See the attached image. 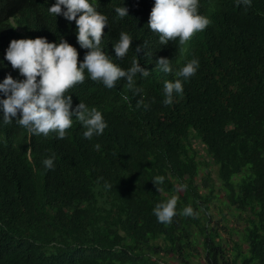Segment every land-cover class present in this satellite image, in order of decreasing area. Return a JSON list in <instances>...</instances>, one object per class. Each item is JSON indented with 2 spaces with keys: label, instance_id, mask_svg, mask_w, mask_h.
<instances>
[{
  "label": "trees",
  "instance_id": "trees-1",
  "mask_svg": "<svg viewBox=\"0 0 264 264\" xmlns=\"http://www.w3.org/2000/svg\"><path fill=\"white\" fill-rule=\"evenodd\" d=\"M90 2L108 18L101 47L110 59L125 70L136 59L150 75L136 77L139 94L125 80L107 89L87 74L69 89L73 107H94L107 123L90 140L74 116L63 140L32 135L15 121L4 125L0 117V264H187L192 257H203L201 264H264V0H199L198 13L210 24L183 45H161L149 30L154 0ZM54 3L0 0V82L8 74L23 79L4 59L13 39H64L77 49L78 64L83 60L75 21L49 14ZM117 6L128 16L119 18ZM121 32L133 41L118 60L112 44ZM160 57L170 59L173 73L199 61L170 106L163 104V83L174 75L156 67ZM198 145L217 168L222 197L213 183L207 193L197 184L204 163ZM49 157L55 166L45 170ZM157 176L162 184L152 182ZM173 196L177 214L170 224L157 222L153 208ZM215 198H224L241 227L231 218L228 226L220 210L223 228L236 239L225 241L213 226ZM189 205L195 217L180 215Z\"/></svg>",
  "mask_w": 264,
  "mask_h": 264
},
{
  "label": "clouds",
  "instance_id": "clouds-1",
  "mask_svg": "<svg viewBox=\"0 0 264 264\" xmlns=\"http://www.w3.org/2000/svg\"><path fill=\"white\" fill-rule=\"evenodd\" d=\"M235 4L251 6V0H235ZM198 7L199 0H154L148 28L158 34L161 45L177 40L183 45L210 24L208 18L198 13ZM47 9L55 18L62 15L69 22L75 21L77 43L87 51L78 64L77 49L64 39L59 42H48L44 37L11 40L4 59L12 69L18 70L23 79L8 74L0 82V117L4 125L15 121L32 135L48 136L49 133H55L56 139L63 140L74 116L85 129L83 137L90 140L93 136L102 135L107 123L102 113L94 107L89 109L81 101L73 107L69 89L83 83L87 74L89 79L101 83L107 89H113L117 81L125 80L128 88L139 94L142 89L136 87V77H147L150 72L141 67L136 59L132 60L127 70L110 59L101 47L103 30L109 25L108 18L90 0H55ZM115 12L121 19L128 16V9L124 6H117ZM132 41L129 34L120 33L119 39L112 44L118 60L127 55ZM135 51L139 53L141 47L137 46ZM1 65L4 67L2 62ZM156 67L163 73H173L168 58H158ZM198 68L199 61L193 58L173 73V80L164 81V105H172L174 94L183 96V82L193 77ZM122 99L127 100V97ZM42 163L45 170H52L55 166L54 157L45 158ZM152 182L155 185L162 184L164 177H154ZM176 205L175 196L166 202L157 203L153 208L157 222L170 224L177 214ZM180 215L195 217L196 213L189 205L182 209Z\"/></svg>",
  "mask_w": 264,
  "mask_h": 264
},
{
  "label": "rangeland",
  "instance_id": "rangeland-1",
  "mask_svg": "<svg viewBox=\"0 0 264 264\" xmlns=\"http://www.w3.org/2000/svg\"><path fill=\"white\" fill-rule=\"evenodd\" d=\"M198 149L201 151L202 153V160H204V163L201 165V169L197 178V184L200 187V190L202 193H207L208 192V187H210L209 185L211 183H213V187H214V193L219 197H222L224 195V192H222L220 190V185L219 182L217 181V168L216 166L212 163V160L210 157H208L204 151L201 145H198ZM206 174H209L206 175ZM224 202V198H219V199H213V201L210 203V215H211V220L214 222L213 226L218 230V234H220V236L228 242V240L236 239L237 237L234 235L232 237H229L227 234V229L223 228L224 224L227 223V221H225L224 219H222V213L220 212L221 209H223V213L225 215H227V219H228V226H231V224L229 223V220L231 218V220L233 221V225H237V229L241 228L238 223L237 220L233 217H230L229 212L227 209L224 208L223 205ZM216 222L218 223L216 225ZM239 227V228H238ZM199 248V247H198ZM200 252L201 248L198 249ZM227 254L229 255V253L227 252ZM232 258V257H231ZM164 262H167L168 264H182L181 262H178L175 259H171V258H164L163 260ZM202 262H204V258L202 257V259L200 258H196V257H192L188 260L187 264H201ZM229 264H234L232 261H229Z\"/></svg>",
  "mask_w": 264,
  "mask_h": 264
}]
</instances>
